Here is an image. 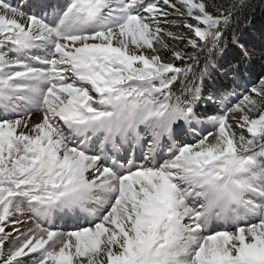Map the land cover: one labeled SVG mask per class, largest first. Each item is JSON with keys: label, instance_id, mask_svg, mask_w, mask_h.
<instances>
[{"label": "snow or ice", "instance_id": "6c2138e0", "mask_svg": "<svg viewBox=\"0 0 264 264\" xmlns=\"http://www.w3.org/2000/svg\"><path fill=\"white\" fill-rule=\"evenodd\" d=\"M242 7L0 0V264H264V75L204 95Z\"/></svg>", "mask_w": 264, "mask_h": 264}, {"label": "trees", "instance_id": "16d2710c", "mask_svg": "<svg viewBox=\"0 0 264 264\" xmlns=\"http://www.w3.org/2000/svg\"><path fill=\"white\" fill-rule=\"evenodd\" d=\"M13 2L31 5L36 0H13ZM46 2L55 6L63 4L65 0H46ZM229 2L239 4L241 0H205L206 4H227ZM25 11L29 9L25 8ZM169 11L173 12L174 16V10L169 9ZM189 22H192L191 18ZM171 30L187 34V29L183 26ZM233 35L238 38L239 44H243L252 53L250 59L243 55L237 44L232 43ZM225 40L227 46L224 54L217 58L218 67L210 68L209 75L205 78V96L213 89L219 94L233 92L237 95L242 94L245 89L258 82L260 76L264 75V0H243V7L233 17L225 33ZM169 43L176 42L169 40ZM177 46L183 47V44L179 43ZM161 55L166 58L170 54L161 53ZM176 63L179 66V62ZM200 67H203V58H201ZM235 102V99H230V103ZM217 110L218 105L203 101L198 108V112L202 114H213Z\"/></svg>", "mask_w": 264, "mask_h": 264}, {"label": "rangeland", "instance_id": "374dc122", "mask_svg": "<svg viewBox=\"0 0 264 264\" xmlns=\"http://www.w3.org/2000/svg\"><path fill=\"white\" fill-rule=\"evenodd\" d=\"M41 116V113L38 112V116L36 115H31V119H32V122L35 123V122H39V117ZM20 219L22 220H26L27 217H20ZM62 224L63 222H57V227H59V230H63V231H67V230H70V229H67V227H62ZM67 226H71V224L69 223ZM25 227H27V225H25ZM8 230H11L10 228Z\"/></svg>", "mask_w": 264, "mask_h": 264}, {"label": "bare ground", "instance_id": "6f19581e", "mask_svg": "<svg viewBox=\"0 0 264 264\" xmlns=\"http://www.w3.org/2000/svg\"><path fill=\"white\" fill-rule=\"evenodd\" d=\"M32 115H36V116H38V112H34V113H32ZM14 118V117H13ZM210 131L212 130V129H209ZM67 227V229H70L71 228V226L69 227V226H67V225H65L64 223L62 224V227ZM59 228V227H58ZM217 230H221V229H217Z\"/></svg>", "mask_w": 264, "mask_h": 264}]
</instances>
